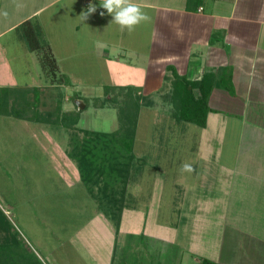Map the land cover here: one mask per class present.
<instances>
[{"label":"rangeland","instance_id":"1","mask_svg":"<svg viewBox=\"0 0 264 264\" xmlns=\"http://www.w3.org/2000/svg\"><path fill=\"white\" fill-rule=\"evenodd\" d=\"M169 1L154 0L156 3ZM143 11L148 15L147 10ZM102 12L107 27L103 36L106 39L115 38L118 24L112 22V15L106 9L101 10L99 5L96 7V19L100 20ZM73 13L74 16H69L70 25L73 20L79 19L74 10ZM149 20L137 25L134 31L125 29L128 39L138 42L139 48L145 47L143 44L151 25ZM85 61L86 65L90 64L89 70L88 66L83 70L81 65L75 70L79 71L80 78L95 84L101 85L113 79L138 82L143 78L140 71L119 68L110 63L107 66L103 59L95 55L89 60L86 57ZM48 77L54 79L55 76L49 74ZM62 77L59 78L61 83L65 81ZM60 87H37L40 89L39 96L34 91H28L22 101L25 113L21 110L22 98L19 99L25 88L13 89L8 99L0 104V208L12 223L11 233L0 229V259L8 256L10 264H56L54 256L74 255L66 251L67 247L75 245V232L99 206L82 180L78 160L69 153L74 146V138L80 140L87 135L85 130L113 132L120 128L119 105L124 97L123 91L111 90L107 96L102 88H98L97 91L81 94L63 91V95ZM239 87L244 90L240 93L241 97L249 96L244 84L240 83ZM262 89L264 86L250 92L249 108L243 103H239L238 109L229 107L228 103L221 104L219 117L227 123L220 125L219 134L212 133L216 140L209 141L210 144L208 140L204 141L201 134L211 130L209 127L218 118L217 114L212 113L209 118V131L194 123L182 122L186 128L178 126L174 124L170 82L165 76L157 91L150 94L140 91L148 95L153 103L148 105V100H145L136 109L138 121L134 157L131 158L132 166L130 163L131 177L125 203L128 200L131 202L128 205L133 206L132 201H136L133 198L138 196L142 204L134 206L145 209L148 200L153 202L163 194H170L166 199L175 203L172 207H165L168 209L165 216H170L167 222H178L181 227V218L190 216V210H194L198 218L194 214L196 218L193 221L196 220L198 230L203 233L198 243L201 256L223 264H264V100L260 105L255 99L264 96L259 92ZM218 93L227 95L217 91L212 100ZM138 95L133 94L134 97ZM111 97L117 102H112ZM28 101L33 107L28 105ZM254 105H260V108ZM257 111L263 112L261 118L257 121L255 117L250 119L249 115ZM65 112L70 117L79 114L73 128L56 122ZM50 115L49 122L43 120ZM36 116L41 120L35 121L33 118ZM128 125L131 126L130 123ZM107 143L111 145L107 146L109 150L121 156L125 153L118 164L120 167L126 164L128 155L124 147L114 141H107L105 147ZM212 143L214 148L210 150ZM211 151L214 153L211 154ZM209 158L210 162L206 163ZM185 163L190 164L194 171L182 172ZM205 164L214 166L207 170ZM212 169L217 170L212 172ZM102 185L103 181L96 186L99 193V186ZM117 185L122 188V183ZM225 187L231 192L228 197L220 195ZM177 202L183 206L181 211L177 210ZM132 245L123 248L114 264H156L155 259L150 263L146 255L131 256ZM175 250L171 253V260L166 259L165 264L177 263L175 259L181 249ZM182 264L200 263L188 256Z\"/></svg>","mask_w":264,"mask_h":264},{"label":"crops","instance_id":"2","mask_svg":"<svg viewBox=\"0 0 264 264\" xmlns=\"http://www.w3.org/2000/svg\"><path fill=\"white\" fill-rule=\"evenodd\" d=\"M133 2L147 10L150 15V30L143 44L145 47L142 48L137 47L138 42L135 40L128 39L125 29H121L119 25L115 28L116 37L106 39L103 36L107 30L103 15L100 20L96 19V11L86 20L83 16L80 18L92 4L96 7L99 5L102 10L101 0H0V87L41 89L61 86L62 93L72 91L81 94L97 91L98 88L104 90L106 85H134L150 94L149 92L157 91L162 85L168 65H173L179 74L192 80L200 79L205 72L222 73L225 67L230 68L233 72V91L220 86L213 89L209 100L213 110L208 115L207 126L212 113L217 114L218 118L209 127L210 131L205 127L209 132L201 134L204 141L208 140V144L209 141L214 142L216 139L212 133L219 134L220 125L227 123L219 117L222 112L221 104L228 103L229 107L238 109L239 103H243L244 107L249 108L247 101L250 92L264 86V63L261 65L264 62V0H204L193 9L187 7V0L164 3H156L154 0ZM73 10L79 19L73 20L74 23L70 25L69 16L75 15ZM45 13L48 14L44 15ZM30 18L37 19L41 24L45 40L56 57L58 70L54 79H49L42 68L39 54L28 48L17 28ZM93 55L103 59L107 66L110 63L119 68L140 71L143 78L138 82L113 79L107 81L108 84L101 85L80 78L76 67L81 65L84 70L88 66L89 70L90 64L86 65L85 60L86 57L91 59ZM61 75L68 77L70 83H61ZM240 83L244 84L245 92H249V96H240L244 91L239 87ZM217 91L227 95L218 93L212 100ZM259 92L264 93V89ZM255 99L262 105L264 96H257ZM260 105L254 106L260 108ZM262 114V111H257L251 113L249 118L253 120L255 117L257 121ZM174 124L183 125L175 117ZM212 148L213 143L210 150ZM210 158L205 162H210ZM213 166L205 164L207 170ZM222 191V197L231 194L228 187ZM169 195L163 194L153 202L148 200L145 209L134 206L142 204L138 196H132L136 200L132 201L133 206L128 205L131 202L126 200L119 229L99 207L95 208L94 214L75 232V245L66 249L74 255L69 254L70 258L67 255H57L53 261L56 264H114L123 248L134 244L131 256L146 255L150 263L155 259L156 264H165L166 259L171 260V253L177 251L176 248L181 249L175 255L176 264H182L183 259L188 256L200 262L205 257L198 250L203 233L198 230L196 220L193 221L198 215L190 210V216H182L185 218H181L183 222L180 223L185 225L184 228L179 227L178 222H167L170 216H165V207L175 203L172 199H166ZM217 197L218 195L215 199ZM176 204L177 210L181 211V203Z\"/></svg>","mask_w":264,"mask_h":264},{"label":"trees","instance_id":"3","mask_svg":"<svg viewBox=\"0 0 264 264\" xmlns=\"http://www.w3.org/2000/svg\"><path fill=\"white\" fill-rule=\"evenodd\" d=\"M203 2L204 0H187V7L193 9ZM17 28L28 48L37 51L39 54L40 62L45 73L56 77L58 70L57 60L51 46L45 40L42 26L38 20L32 18L27 19ZM167 70L169 73L165 74V79L170 82V98L174 105L172 115L180 122H189L200 127H206L208 115L213 110L209 104L213 89L220 86L228 91H233V72L230 68L225 67L222 73L219 71L205 72L200 79L195 80L189 79L186 75L179 74L173 65H168ZM61 76L65 79L64 82L66 84L70 83L68 77L64 75ZM117 89L123 91L124 96L121 105H119L120 118L122 119L120 128L113 132L85 130L87 135L82 139L76 140L74 138V146L69 155L78 160L82 180L89 187V191L93 194L92 196L98 200L99 209L114 223L115 227L119 229L123 209L126 206L125 194L131 177V160L134 157L133 146L138 121V110L136 109H139L142 105L141 103L145 100H148V102H146L149 103L148 105H152L151 103H153V100L150 99L148 95L142 94L139 86L134 85H106L104 93L108 96L111 90L114 91ZM12 90V88L0 87V104L8 99L7 97L12 93ZM30 90L37 93L36 96H39V90L37 88L26 89L25 92H22L19 96L20 100L22 98L21 105L23 104L22 101H24V96ZM134 93H138L139 95L134 97ZM111 98L110 100H112V102H117L116 98ZM30 104L31 102L28 101L29 106H31ZM59 109H61V107H59ZM21 110L25 113L23 105ZM7 113L9 115L11 114L9 110ZM17 115L21 117L19 113ZM50 117L51 115L49 117L45 116L43 120L49 122ZM33 119L35 121L41 120V118L37 116ZM78 119L79 114L70 117L68 113L65 112V114L58 117L56 122L70 129L78 122ZM129 123L131 126L128 125ZM107 141L117 142V144L124 147L128 155L126 164L120 167L118 164L120 161L119 159L120 157H125V153L121 156L111 148V150H109L107 148V146H111L109 143H107L106 147L104 146ZM102 181L103 185L101 187L99 186L98 190H101V193H99L96 186ZM119 183H122V188H119L117 185ZM0 229L7 230L10 233L12 229V223L1 208ZM9 241H11V239ZM4 262L10 264L8 256L0 259V264ZM199 263L223 264L208 257H202Z\"/></svg>","mask_w":264,"mask_h":264},{"label":"clouds","instance_id":"4","mask_svg":"<svg viewBox=\"0 0 264 264\" xmlns=\"http://www.w3.org/2000/svg\"><path fill=\"white\" fill-rule=\"evenodd\" d=\"M101 7L112 15V22L118 24L121 29H127L129 32L134 31L137 25L150 19L140 5L134 3L133 0H101ZM95 11L96 5L92 4L88 7L87 12H84L81 16L86 20ZM103 14L102 12L101 15ZM4 15L7 16V13H4ZM181 171L191 173L194 169L190 164L185 163L182 165Z\"/></svg>","mask_w":264,"mask_h":264},{"label":"water","instance_id":"5","mask_svg":"<svg viewBox=\"0 0 264 264\" xmlns=\"http://www.w3.org/2000/svg\"><path fill=\"white\" fill-rule=\"evenodd\" d=\"M79 104H82L83 105V103H79Z\"/></svg>","mask_w":264,"mask_h":264}]
</instances>
